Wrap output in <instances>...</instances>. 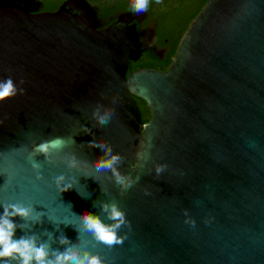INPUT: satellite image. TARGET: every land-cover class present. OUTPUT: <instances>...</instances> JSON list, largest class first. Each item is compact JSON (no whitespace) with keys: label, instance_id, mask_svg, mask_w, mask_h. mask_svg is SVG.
<instances>
[{"label":"water","instance_id":"95a60500","mask_svg":"<svg viewBox=\"0 0 264 264\" xmlns=\"http://www.w3.org/2000/svg\"><path fill=\"white\" fill-rule=\"evenodd\" d=\"M39 8V0H0V80L26 90L0 102V213L5 202L44 213L34 225L15 218L29 224L17 238L52 234L57 248L63 232L109 264H264V0H206L165 70H130L141 50L164 53L150 43L153 29L141 27L145 12L99 28L88 0ZM136 98L149 109L146 122ZM97 104L115 108L106 126L93 118ZM84 126L122 155L123 174L139 178L126 192L111 170H95L103 152L88 147ZM55 136L76 144L52 163L36 155L37 179L29 155ZM69 152L81 161L76 169ZM158 163L167 165L159 176ZM61 174L76 178L63 193ZM103 201H117L130 222L111 248L81 228L86 210L111 223Z\"/></svg>","mask_w":264,"mask_h":264},{"label":"clouds","instance_id":"9594fccd","mask_svg":"<svg viewBox=\"0 0 264 264\" xmlns=\"http://www.w3.org/2000/svg\"><path fill=\"white\" fill-rule=\"evenodd\" d=\"M157 2L159 3V0ZM148 6L149 0H134L132 10L139 14L146 12ZM23 84L24 81L21 80L20 85ZM25 91V88L18 86L11 77L0 80V102L18 94L22 95ZM116 103H118V99L113 97L112 104L115 105ZM114 114V107L100 104L95 106L92 113L93 118L100 126L108 125ZM2 123L3 121H0V124ZM83 131L92 134L91 129L87 126H84ZM92 137V140L88 142V147H98L103 152V155L94 162L95 170L97 172L111 170L115 183L121 186L122 191L126 192L139 178L133 177L131 174H123L118 167L123 161L122 155L114 153L112 146L106 141L98 139L94 134ZM74 144H76L74 136H55L36 145L29 155V160L32 168L36 170L37 179L43 180L44 176L40 172L42 165L36 160V155L42 154L49 163H52L54 153L69 149ZM137 157V162L140 163V160L146 161L150 157V153L147 151L137 152ZM64 158L70 170L76 169L81 163L75 152L67 153ZM166 168V164H156L157 176L163 173ZM54 179L57 188L63 193L73 188V183L70 181H75L76 178L61 174ZM145 192L149 194L147 190ZM2 207L3 212L0 213V264H109L108 260L99 252H93L86 246L81 247L73 243L63 232L57 238L61 245L57 248H53L49 242L53 240L52 234H49L48 241L41 240L40 236L35 233L28 234L27 232L17 238V229L26 230L29 228V224L17 223L15 218L25 222L31 221L34 225L43 222L44 213L37 211L32 205H25L23 202H5ZM100 207L111 223H106L99 214L86 210L82 215L77 214L81 219V228L91 233L96 241L102 242L110 248L123 244L127 237L126 234L120 235L119 230L122 226L130 224L125 211L117 201H103ZM185 217V223L195 226L196 221L188 215L187 209H185Z\"/></svg>","mask_w":264,"mask_h":264},{"label":"trees","instance_id":"16d2710c","mask_svg":"<svg viewBox=\"0 0 264 264\" xmlns=\"http://www.w3.org/2000/svg\"><path fill=\"white\" fill-rule=\"evenodd\" d=\"M40 1V11L43 10H54L57 8L63 0H39ZM157 0H149V3ZM88 2L98 8L99 15H109L118 9H127L132 7L134 0H88ZM206 0H159L158 5L164 7V19L172 22V29L177 31L178 34H175L172 38V47L170 52H168L166 59L160 63L161 66L153 64L154 58L144 61L143 63H132V68L138 65H152L156 67H161V69H166L170 63L171 56L174 54L176 45L181 38L184 31L187 29L191 20L195 15L201 10L202 6L205 4ZM138 106L141 110V118L143 122H146L149 117V109L146 103L136 98Z\"/></svg>","mask_w":264,"mask_h":264},{"label":"flooded vegetation","instance_id":"af4514ba","mask_svg":"<svg viewBox=\"0 0 264 264\" xmlns=\"http://www.w3.org/2000/svg\"><path fill=\"white\" fill-rule=\"evenodd\" d=\"M93 7L96 11V16H97L99 28L106 27V26L110 25L111 23L117 21V19L120 17L121 14L133 11L132 7H130V8L123 9V10L118 9V10L114 11L112 14L103 16V15L98 14V8L97 7L96 8H95V6H93ZM57 8H55V9H57ZM43 11H53V10H43ZM163 12H164V7L159 6L156 1H152L151 3H149L148 9L145 12V17L141 21V27H151L153 29L154 32H153V35L151 37L150 43L152 45H154L155 47L162 48L164 50L162 58L153 57L149 53L148 50H141V53H140L138 59L136 61H130V70L133 71V70L139 69V68L161 69V67H156V66H152V65H138V66L132 68V63H135V64L143 63L144 61L149 60L150 58H154L153 64H156L158 61L157 66H161L160 63L166 59V56H167L168 52H170L171 47H172V38H173V36H175V34H178V33H177V31H174L175 28L172 29V27H173L171 25L172 22H170V24H169V20L164 19ZM176 47H177V45H176ZM172 56H171V58H172ZM162 70H165V69H162ZM136 101H137V99H136ZM137 104H138V102H137Z\"/></svg>","mask_w":264,"mask_h":264}]
</instances>
